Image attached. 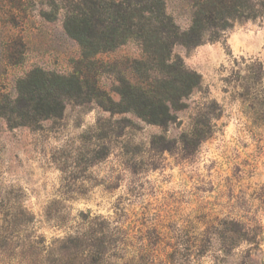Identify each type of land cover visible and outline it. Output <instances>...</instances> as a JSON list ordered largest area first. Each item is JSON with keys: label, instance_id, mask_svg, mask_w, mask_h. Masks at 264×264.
Wrapping results in <instances>:
<instances>
[{"label": "rangeland", "instance_id": "1", "mask_svg": "<svg viewBox=\"0 0 264 264\" xmlns=\"http://www.w3.org/2000/svg\"><path fill=\"white\" fill-rule=\"evenodd\" d=\"M65 3L0 0V97L34 69L95 77L115 102L122 78L139 79L136 41L81 63ZM167 3L188 29L190 0ZM174 53L202 84L169 125L84 99L34 127L0 117V197L14 189L48 242L106 231L110 264H264V14Z\"/></svg>", "mask_w": 264, "mask_h": 264}, {"label": "trees", "instance_id": "2", "mask_svg": "<svg viewBox=\"0 0 264 264\" xmlns=\"http://www.w3.org/2000/svg\"><path fill=\"white\" fill-rule=\"evenodd\" d=\"M65 1L64 28L82 49L81 63L136 41L142 57L132 62L131 72L139 79L122 78L117 87L120 101L115 102L95 77L34 69L18 81L16 98L0 97V117L11 129L60 117L73 99L95 100L111 113L169 125L176 120L175 111L202 84V76L187 69L175 47L198 46L211 29L217 34L239 18L264 14V6L255 0H190L191 25L183 30L169 12L167 0ZM9 195L0 197L1 264H110L112 258L121 259L110 256L113 245L107 232H91V222L86 229L52 242L37 236L35 217L14 189Z\"/></svg>", "mask_w": 264, "mask_h": 264}]
</instances>
